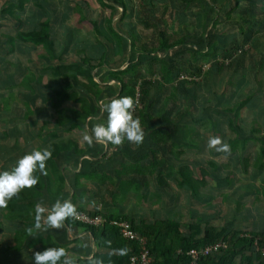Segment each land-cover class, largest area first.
I'll list each match as a JSON object with an SVG mask.
<instances>
[{
    "label": "trees",
    "instance_id": "trees-1",
    "mask_svg": "<svg viewBox=\"0 0 264 264\" xmlns=\"http://www.w3.org/2000/svg\"><path fill=\"white\" fill-rule=\"evenodd\" d=\"M60 1L69 11L73 9L71 18L75 13L77 20L67 23L69 11L62 16ZM37 13L40 20H35ZM84 22H88L94 38L91 45L98 52L82 47L68 59L65 54L75 38L74 27L83 28ZM53 24L74 26L66 35L69 43L64 42L60 49L51 31ZM0 30V58H6L15 74L14 86H22L0 94L6 101L4 108H9L10 95L16 93L30 111L47 110L46 116L37 120L41 125L34 146L28 151L21 149L18 138L10 150L21 149L26 155L47 147L53 152L46 163L48 174L37 171L39 183L23 189L2 211L15 235L5 241L0 231V255L8 258L25 250L35 262L36 251L63 247L77 255L75 264H130L131 257L141 253V243L126 239L111 223L126 219L146 237L155 264H189L192 248L220 240L229 242V247L202 256L198 264H254L257 260L264 264V255L258 250L264 246V231L229 230L232 224L206 225L171 218L138 221L110 212L105 204L117 191L126 193L125 185L147 192L151 175L164 184L163 168L176 155L179 131L191 129L188 119L197 115L207 118L210 112V106L198 108L199 93L194 86L200 84L199 77L206 85L211 74L213 97L217 98L222 95L219 84L224 86L220 77L228 76V83L238 86L242 77L256 80L255 60L262 59L264 52V0H0ZM29 44L42 47L36 61L23 52ZM14 54L13 60L10 55ZM250 63L255 69L245 72ZM19 65L30 69L23 71ZM31 68L36 70L34 75ZM223 72L225 78L220 76ZM46 74L51 76L48 83H44ZM7 75L11 73H0V86ZM138 93L134 116L140 118L147 133L141 145L127 141L123 146L90 145L84 139L96 124L107 123L100 101L122 96L136 101ZM251 98L249 95L234 107L220 109V114L229 111L240 117ZM178 172L195 190L189 166H180ZM57 200H71L77 211L100 213L107 220L93 226L70 217L61 230H35V206L50 209ZM98 202L104 205L103 210ZM29 228L34 229L33 234ZM69 230L86 234L70 238Z\"/></svg>",
    "mask_w": 264,
    "mask_h": 264
},
{
    "label": "crops",
    "instance_id": "crops-1",
    "mask_svg": "<svg viewBox=\"0 0 264 264\" xmlns=\"http://www.w3.org/2000/svg\"><path fill=\"white\" fill-rule=\"evenodd\" d=\"M255 63L256 80H259V83L257 84L256 91L254 92L244 94V89L255 80L249 82L248 78L242 77L240 78V82H242V84L239 86L236 84L230 85V83H228V76L225 78L226 74L223 72L220 76L225 79H221L220 77L219 83L221 80H224V88H221L219 84L218 89L219 93L224 94L220 95L219 98L213 97V77H210L211 74H209V79L206 83L205 89L209 92L207 93L208 97L205 102L203 101L198 103L199 109H202L204 105L210 106L208 108L210 111L208 112V117L206 118L197 115L196 117L193 116V119L187 118V121H191L195 125L206 124L208 125L207 127L211 124L210 128L207 129V127L196 126V133H200L201 135L195 136L196 138L199 137V139H191L192 143L189 148L186 147L185 138L182 136V134H185L186 131H179L176 147L174 149L176 155H174L170 161L171 164L169 163L163 168L162 174L164 175V184L160 185L155 176L151 175L149 176L148 191L142 193L146 198L147 195L151 194V189H158V191L159 189H163L162 199L164 202H162L160 206H153L155 205L153 204L148 207L150 210L136 207V200L139 193L138 191H135L137 187L130 184L124 186L127 189L126 193H118L117 191L113 194L111 199L107 198L105 204L110 212L128 215L138 221L146 220L152 222L154 220L171 218L187 223L200 221L206 225L216 224L223 226L224 224H232V221L237 219L232 212L233 207L231 204L234 200H238L240 206L242 204H247L246 206H257L258 209L250 210L253 214L251 220H249L251 221V225L249 227L240 228L230 225L229 230L235 228L249 232L264 231V167H261V164H257L259 161V154L262 153V155H264V149L257 152L255 159L253 153L256 151L254 150L250 153V151H252L251 149H259L260 145L258 142L260 140H264V52L262 53V59L258 61L255 60ZM252 69H255V66L250 63L249 67L244 71L247 72ZM37 72H39V70H37ZM237 76H235L236 80ZM231 86H238V88L231 89ZM198 93L201 95L202 92ZM249 95H252L250 100L255 98V101L253 103H249V100L242 110L250 111H242V115H240V117H235L236 119L243 120L242 125H244L245 130L248 129L249 126H252V129L250 130L251 135L246 137L244 133H240L243 135L237 138V136L234 137L235 134L232 130V126L234 125L233 118H229L231 113L228 111V114L223 113L221 115L220 109L234 107L240 100L244 97H248ZM212 100H214V102H212ZM216 101H219L222 105H217L218 103H215ZM200 121H206L207 123L202 122L198 124ZM214 129L219 132V137L227 138L224 142L229 145L236 142L235 140H243L240 142L239 146L241 147V151L245 155V158L247 159L249 157V161H253L251 165L242 167L241 160L237 158L239 152L237 150L233 151V147L231 148L230 155L217 152L215 149H209L207 147V141L212 135H208L207 133ZM239 129L244 131L242 127ZM257 133L262 134L260 135ZM3 134V137L8 138V135H6L5 132H3ZM9 136L15 137L14 139L19 138L14 135ZM213 136L215 137L216 135ZM32 140V137L26 139L27 143ZM203 140L205 141V144L202 143ZM32 145L30 146L31 148ZM115 149H112L111 152H114ZM183 158H186L188 162L177 164V161ZM246 159L244 160L246 161ZM182 165H188L194 174V180L196 181L195 190H192L186 183L183 182V177L178 172L179 167ZM173 172L175 173L174 175ZM172 183H175L176 186L173 187ZM227 183H229V185H227ZM261 185H263V187ZM132 187H135L136 189ZM246 188H250L251 190H255L257 192V198L254 197L252 203L247 202L248 194L243 191ZM98 203V207L103 210L104 205H102L101 202ZM68 234L70 238H78L86 234V232L83 230H69ZM91 241L92 251L95 252V242L93 236ZM69 254L73 260L76 259V254L72 252ZM259 263L260 262L258 260L254 262V264Z\"/></svg>",
    "mask_w": 264,
    "mask_h": 264
},
{
    "label": "rangeland",
    "instance_id": "rangeland-1",
    "mask_svg": "<svg viewBox=\"0 0 264 264\" xmlns=\"http://www.w3.org/2000/svg\"><path fill=\"white\" fill-rule=\"evenodd\" d=\"M65 3H62L61 1L59 2V7L61 9V13L62 16L66 15V13H68L69 9L67 6H65ZM40 11V10H37ZM73 13V9L71 10L70 7V11L68 14V21L67 23H70L71 21L74 22L75 20H77L78 16H76V14H73V18H71V14ZM42 16L37 13V15H35V20L38 19L40 20ZM71 19V20H70ZM37 20V21H38ZM73 24V23H72ZM88 22H84L81 24V27H74V26H69V27H62L60 24H53L51 31L52 33L55 35L56 40H57V45L58 48H62V45L64 42H68L66 35L69 32L70 27H74L77 29V31L75 32V38L72 41L71 44V48L70 50L65 54L66 58H73L74 54L72 53L75 50H80L83 48H89V52L90 53H97L98 52V48L96 47V50L92 47L91 44H93L94 42V38H93V34L91 33V29L88 27ZM10 28V27H9ZM75 31V30H74ZM1 32V30H0ZM69 43V42H68ZM42 50L41 46H34L32 44H29L28 47H26L23 52L26 56H33L34 60H38V56L37 53L40 52ZM11 59H15L16 54L14 55H10ZM1 64L2 67L0 66V73L3 74H9L11 73V75H7L2 83V85L0 86V94H6L7 92H15L17 89H21L22 86H14L13 82L14 80L16 81V76H13L15 74H13L12 70H10V68H8L7 63H6V58L1 59ZM17 62V61H16ZM27 63V65H29V61L25 62ZM14 66V64H13ZM18 67H20L23 71L28 72L30 68L27 69L26 66H22L19 65ZM3 68V70H2ZM33 71V75H34V68H31ZM95 73V71H94ZM51 76L46 74L45 78H44V82H49ZM98 77H95V80L98 81ZM206 80H204V78L199 77L198 78V82H200V84L195 85L194 86V91L196 90V92H202L201 95H198V100H197V104L199 102H205V100L207 99L208 95L207 93H209L206 89V85L205 82ZM204 83V85H203ZM259 83V80H255L253 83H251L249 86H247L244 89V94L245 93H249V92H254L256 91L257 88V84ZM202 85V86H201ZM44 87V85H43ZM224 87V86H223ZM25 88V87H24ZM232 88H238V86H231ZM224 93H222L223 95ZM11 104L9 103V108L5 107L4 105L6 103L5 99H2V96L0 95V173L4 172V171H11L12 168H14L17 165V162L19 161V159L22 158V156L24 155L23 152L21 151V149H24L26 151H28V149H31V145L33 144L34 140L37 139V134H38V130L40 129V124H37V120H39L41 118V116H46V112L47 110H39L37 111H30L28 109V106L25 104V102L21 99V96L17 95L16 93H12V95H10V100ZM224 101V100H223ZM255 101V98L250 100L249 103H253ZM212 102H214V100H212ZM215 103H218L217 105L221 106L222 103H220L219 101H216ZM248 103V104H249ZM224 104V103H223ZM224 106V105H223ZM51 109V108H49ZM50 111V110H49ZM244 112H248L250 110H243ZM224 114H228V111H224ZM229 118H233V128L232 130L234 131V137L237 136V138H239V136H242L243 134L240 133H244V135L250 136V130L252 129V126H249L248 129L245 130L244 125H242V121L241 119H236L235 114H231L229 116ZM42 119V118H41ZM36 123V124H35ZM191 123V121H190ZM202 123V122H198ZM211 126V124H210ZM207 127V129L210 128ZM191 129H189L188 131H186L185 134H182V136L185 138V145H187L186 147H190L191 146V139H199V137H195L196 135H201L200 133H196V125H194L192 123V125L190 126ZM202 127H204V124H202ZM240 127H242L244 129V131H242V129H239ZM17 128V129H15ZM5 129V131H9L10 133L13 131V133H15V136H18L19 138V146H21V149L18 151H13L10 150V146H12L15 143V137H10L8 136V138L3 137V130ZM185 131V130H184ZM31 134V137L33 138L32 141H29V143H27L26 139H28V135L29 133ZM12 133V134H13ZM208 135H212L210 137H214L213 135L219 136V132L216 131V129L211 130V132L207 133ZM257 134H262V133H257ZM254 135V134H252ZM207 136V135H206ZM202 138V137H201ZM262 138V137H261ZM223 141H226L225 139H227L226 137L222 138ZM245 139V138H243ZM23 140V141H22ZM241 139L235 140L236 142H233L231 146V148L233 147V151L237 150L239 152L237 158H239L241 160L242 163V167L244 166H250L251 163L249 161V157L246 159L245 155L243 154V152L241 151V147L239 146ZM25 142V143H24ZM31 143V144H30ZM203 144H205V141H202ZM260 148L259 149H251L253 152L254 150L256 152L253 153L254 159H255V155L257 154V152L259 150H263L264 149V140H260L259 142ZM34 145H32L33 147ZM9 147V148H8ZM208 155V154H207ZM224 157V156H223ZM246 159V161L244 160ZM183 162H188L186 158H183L181 160L177 161L178 163H183ZM257 164H261V167H264V155H262V153L259 154V161L257 162ZM173 187H175V183H172ZM227 185H229V183H227ZM263 187V185H261ZM134 189H136L135 187H132ZM264 189V188H263ZM156 190V192H155ZM135 191H138V198L136 200L137 206L136 207H141V208H145V210H150L148 209V207L152 206H160L162 202H164V200L162 199V191L163 189H151V194L147 195V197L145 198L142 194L141 191H139L138 189H136ZM244 193L246 192L248 194L247 197V202L248 203H252L254 197L257 198V192L255 190H251L249 189H244L243 190ZM255 191V192H254ZM164 194V192H163ZM161 195V196H160ZM160 196V197H159ZM181 201V200H179ZM212 202V200H211ZM247 204H242L241 206L238 203V200H234L233 203L231 204L232 208V212L235 215V217L237 219L233 220L232 225L234 227H240V228H247L251 225V217H252V212L250 211L251 209L253 210H257L258 207L257 206H246ZM4 210V208H0V221L2 222V227L0 228L1 231V235L3 240H9V239H13L14 237V233L12 231H10L8 228L10 227L9 222L5 219L4 215L2 214V211ZM176 213V212H175ZM174 213V215H175ZM157 216V214H156ZM29 254L30 252H27L25 250L21 251V252H15L12 253L8 258L7 256L4 255H0V264H35V262H33L32 260L29 259ZM31 255V254H30Z\"/></svg>",
    "mask_w": 264,
    "mask_h": 264
},
{
    "label": "clouds",
    "instance_id": "clouds-1",
    "mask_svg": "<svg viewBox=\"0 0 264 264\" xmlns=\"http://www.w3.org/2000/svg\"><path fill=\"white\" fill-rule=\"evenodd\" d=\"M101 111L107 113V123L96 124L90 134L84 139L91 145L93 143L112 144L123 146L128 143L141 145L147 133L138 116H134L137 102L131 96L113 98L109 102H99ZM209 149L217 152L231 154V146L219 136L210 137L207 141ZM50 148L34 150L24 155L11 171L0 173V208H6L8 202L16 197L23 189H31L39 183L37 171L47 175L46 163L52 158ZM45 213L47 215L45 216ZM77 207L71 200H57L51 208L41 204L35 206V230L47 231L48 229L61 230L64 221L70 217H76ZM33 228L28 232L33 234ZM35 264H75L65 248L50 247L44 251L34 253Z\"/></svg>",
    "mask_w": 264,
    "mask_h": 264
},
{
    "label": "built area",
    "instance_id": "built-area-1",
    "mask_svg": "<svg viewBox=\"0 0 264 264\" xmlns=\"http://www.w3.org/2000/svg\"><path fill=\"white\" fill-rule=\"evenodd\" d=\"M184 78V76H182ZM137 104H139V93L137 94ZM78 215L73 217L74 220L98 226L103 224L107 219L100 213L90 214L85 211H77ZM112 224L117 226L120 230V233L123 237L129 240H135L141 243L142 251L139 254H135L131 257L130 264H155L149 249L147 248V240L146 237L140 235L132 226V223L126 219L120 220H112ZM229 242L227 241H217L208 245L201 246L199 248H192L189 251V255L191 257L189 264H198L199 259L202 256H208L215 252H219L222 249L228 248ZM258 250L261 251L262 255H264V246H259Z\"/></svg>",
    "mask_w": 264,
    "mask_h": 264
},
{
    "label": "water",
    "instance_id": "water-1",
    "mask_svg": "<svg viewBox=\"0 0 264 264\" xmlns=\"http://www.w3.org/2000/svg\"><path fill=\"white\" fill-rule=\"evenodd\" d=\"M128 64V62H126L125 66Z\"/></svg>",
    "mask_w": 264,
    "mask_h": 264
}]
</instances>
